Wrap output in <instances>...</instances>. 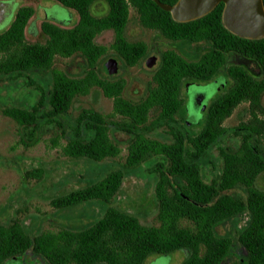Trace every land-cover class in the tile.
I'll use <instances>...</instances> for the list:
<instances>
[{"label":"trees","instance_id":"obj_1","mask_svg":"<svg viewBox=\"0 0 264 264\" xmlns=\"http://www.w3.org/2000/svg\"><path fill=\"white\" fill-rule=\"evenodd\" d=\"M57 1L78 19L71 27L43 21L44 42L25 39V28L34 14L30 6H20L8 27L0 31V90L21 79L37 96L30 104L6 106L1 113L18 125L24 147L38 142L44 124L62 129L61 152L68 158L95 162L115 158L120 152L110 136L115 131L129 135L127 155L121 168L50 200L54 209L98 200L106 207L97 221L36 235L27 234L19 220L0 223V264L28 255L34 257V264L36 259L46 264H144L151 255L180 250L185 257L179 264H264V189L255 185L264 173V107L260 104L264 36L248 39L229 32L221 21L222 2L200 18L177 22L153 0ZM98 1L107 5V12L99 17L91 13ZM159 1L173 5L177 0ZM130 8L141 27L176 45L159 53L151 82L137 101L122 95L124 79L102 77L95 68L108 51L94 41L104 30H112L109 48L121 64L133 66L147 56L145 42L128 39ZM55 56H79L86 64L73 75L53 67ZM213 80L226 83L207 102L194 130L182 89ZM94 88L112 100L111 116L82 108L66 125L63 118L73 100ZM241 103L247 104V118L224 126ZM151 111L155 115L148 121ZM157 130L169 140L152 138ZM57 144L54 140L53 145ZM148 159L153 161L150 172L157 175V226L142 224L111 206L123 181V169ZM224 224H229L230 232L218 231Z\"/></svg>","mask_w":264,"mask_h":264},{"label":"rangeland","instance_id":"obj_2","mask_svg":"<svg viewBox=\"0 0 264 264\" xmlns=\"http://www.w3.org/2000/svg\"><path fill=\"white\" fill-rule=\"evenodd\" d=\"M9 8L16 11L19 6H30L34 9V14L29 19L25 29V39L27 42H44L45 36L40 31V24L50 20L47 11L54 4H59L56 0H4ZM60 18H67L65 9L52 7ZM107 12V5L103 1L95 2L91 6V13L97 17ZM68 21L63 27H71L78 19L77 14L71 10ZM6 25V24H5ZM3 27L0 29L2 32ZM127 36L131 41H143L148 46L147 56H156V61L152 67L145 64V58L139 64L125 66L121 64L113 50L109 48L113 41L112 30H104L99 33L94 41L108 48L107 53L100 58L95 68L102 77L113 76L112 79H124L125 87L122 95L131 100L137 101L143 96L145 85L151 82L153 70L158 64L159 53L168 48H176V45L164 39L157 32L143 28L138 24L137 14L134 9H129V20L127 24ZM114 60L117 63V72L110 75L105 73L104 68L108 61ZM85 62L79 56L61 57L55 56L53 67L77 75L85 67ZM249 68L255 72L254 66ZM223 85L225 81L221 82ZM205 94L212 99L215 93V85L211 82L192 86L191 94ZM182 95L186 99L187 117L194 130L201 122L200 108L197 102L192 99L188 103L186 88L182 89ZM36 94L32 87L24 84L19 79L11 86L0 90V223L7 224L11 220H19L24 225V230L29 235H36L42 232H56L62 227L82 228L97 221L105 211V204L98 200H89L64 209H54L50 200L64 195L75 189H80L102 179L108 172L121 168L127 155V144L129 135L123 132H111L110 136L117 142L120 152L112 159H105L95 162L86 158L71 159L64 156L61 147L65 144L62 129L55 126L42 125L39 132V140L30 147H24L19 142V127L11 118L2 115L1 109L6 106H16L23 103L30 104L36 99ZM209 99H205V105ZM260 104L264 107V92L260 96ZM82 108H90L111 116L113 104L110 98L105 97L101 91L94 88L89 94L77 96L63 118L66 125L72 122ZM246 103L238 105L232 114L225 119L223 125L226 127L237 125L247 118ZM155 111L149 113L148 121L152 120ZM113 119H119L114 116ZM179 126V124H177ZM66 130V129H65ZM152 138L159 140H169V137L161 130L152 132ZM58 140L56 146L53 141ZM230 143V141H227ZM213 161L217 162V151L212 152ZM153 161L148 159L140 165L123 169L124 176L122 184L112 199L111 206L126 212L145 225L157 226V204L154 197V184L157 175L150 172ZM220 165V164H219ZM39 171V176H34L35 171ZM29 172L28 176L25 173ZM207 172V178L210 175ZM30 173H34L31 174ZM256 187L264 189V173L260 174L256 181ZM186 225V222H181ZM239 225H242L240 223ZM220 233L230 232L229 224L219 226ZM185 257L183 251H175L168 255H151L144 264H179ZM36 264H46L40 259H36ZM9 264H34V257L28 255L27 258L9 261ZM227 264H231L228 262Z\"/></svg>","mask_w":264,"mask_h":264},{"label":"water","instance_id":"obj_3","mask_svg":"<svg viewBox=\"0 0 264 264\" xmlns=\"http://www.w3.org/2000/svg\"><path fill=\"white\" fill-rule=\"evenodd\" d=\"M161 9L168 11L171 18L177 22L191 21L209 13L219 2L224 7L221 21L223 26L232 34L248 39H256L264 36V8L262 0H177L173 5L153 0ZM13 9L7 6V2L0 0V26L6 18L12 14ZM156 56H150L145 64L152 67ZM105 72L114 74L117 72V63L110 60L106 63ZM202 106L200 113L203 112Z\"/></svg>","mask_w":264,"mask_h":264},{"label":"flooded vegetation","instance_id":"obj_4","mask_svg":"<svg viewBox=\"0 0 264 264\" xmlns=\"http://www.w3.org/2000/svg\"><path fill=\"white\" fill-rule=\"evenodd\" d=\"M57 1V0H56ZM58 2V1H57ZM59 3V2H58ZM54 5H56V7H61V8H63V6L59 3V4H54ZM53 5V6H54ZM52 6V7H53ZM20 7V6H19ZM18 7V8H19ZM52 7L50 8V9H48V11H47V16H48V18H51L50 20H47V21H50V22H52V23H55V24H58L59 25V23H56V22H53V21H55V20H57V22L59 21V22H61V23H66L67 21H68V19H69V17H70V15L68 14V12L69 11H71V10H66L65 9V11H66V13H67V18H60V16L57 14V12L56 11H53L52 10ZM17 8V9H18ZM16 9V10H17ZM64 9V8H63ZM15 12L16 11H14V13H13V11H12V14L11 15H9L7 18H6V20H5V23L2 25V26H0V29H2L3 27H5L6 26V28L8 27V25H9V23L11 22V20H12V18H13V16H14V14H15ZM29 22V21H28ZM6 24V25H5ZM28 25V24H27ZM61 26V25H60ZM27 27V26H26ZM63 27V26H62ZM5 28V29H6ZM26 29V28H25ZM4 30V29H3ZM148 57H150V56H146L145 57V61H146V59L148 58ZM221 82H223V80H213V81H211V83H213L214 85H215V92L216 91H218L219 89H221L224 85L221 83ZM191 92H192V86L190 87V86H188L187 88H186V94H187V97H188V103H190L191 101H192V99H194L197 103V105L199 106V108H200V110H201V108H202V106H204V109H205V102H204V100L205 99H209L210 100V98H207L206 96H205V94H202V93H200V94H191ZM208 100V101H209ZM188 108V105L186 106V109ZM204 111V110H203ZM203 112H201V114H202Z\"/></svg>","mask_w":264,"mask_h":264}]
</instances>
